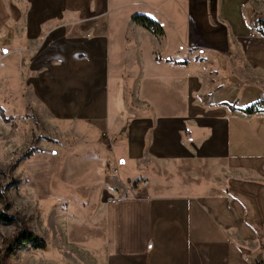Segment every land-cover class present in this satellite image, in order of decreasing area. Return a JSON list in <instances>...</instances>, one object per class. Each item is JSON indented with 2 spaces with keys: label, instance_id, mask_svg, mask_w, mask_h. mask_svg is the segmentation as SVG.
<instances>
[{
  "label": "crops",
  "instance_id": "crops-1",
  "mask_svg": "<svg viewBox=\"0 0 264 264\" xmlns=\"http://www.w3.org/2000/svg\"><path fill=\"white\" fill-rule=\"evenodd\" d=\"M208 1L0 0L8 46L0 60L17 54L36 103L65 131L77 128L83 184L117 193L106 192L96 208L109 264H240L247 250L241 226L231 228L233 219L246 220L247 207L230 197L259 187L254 175L246 178L241 144L236 149L246 90L223 82L222 69L212 76L205 69L229 60L226 28L234 26L222 13L211 24ZM246 9L243 22L253 24V3ZM135 15L162 33L137 25ZM195 27L207 33L205 43Z\"/></svg>",
  "mask_w": 264,
  "mask_h": 264
},
{
  "label": "rangeland",
  "instance_id": "rangeland-1",
  "mask_svg": "<svg viewBox=\"0 0 264 264\" xmlns=\"http://www.w3.org/2000/svg\"><path fill=\"white\" fill-rule=\"evenodd\" d=\"M252 3L256 19L264 18V0L250 3L247 0H214L215 14L212 0H209L208 10H205V14L212 17L209 18L211 24L213 15L221 22L219 14L222 13L227 14L228 21L232 20L234 25L226 28L229 60L227 57V60L210 62L212 69L209 62L205 63V69L209 76L213 75L214 68L222 69L226 77L223 82L241 85L246 90L240 100L244 108L264 100V28L254 23L256 20L253 24L243 22L247 19L244 17L246 8ZM178 15L188 20L187 13ZM195 31L198 39L201 38L198 41L205 43L207 33L196 27ZM231 32L240 39L239 45L233 41ZM7 48L2 46L0 39V56ZM200 52L202 57L214 54L206 50ZM232 54L240 55L244 61H235ZM16 55L0 60V195L4 200L0 202V211L12 218L9 224L0 222V264H109L111 260L108 261L105 254L104 223L96 208L102 204L106 192L117 193L94 181L88 188L83 184L84 162L82 151L77 149V128L65 131L66 127L55 122L36 103L26 86L29 72L17 67L20 64ZM246 118L247 125L241 128L236 149L241 144V159L247 164L246 178L254 175L259 187L249 185L246 197L238 188L234 193L231 191L230 197L247 207L246 220H239L238 224L233 219L231 228L241 226L240 239H245V243L240 247L247 245L240 264H264V113ZM231 142L234 144L233 138ZM27 152H30L28 158L25 157ZM237 154L232 153L230 159L238 161ZM91 175L97 176L90 173L89 177ZM112 176L118 178V175ZM64 177L69 181H62ZM119 187L125 191L124 187ZM242 212L240 218H243ZM230 216L225 212V217ZM23 228L43 239L46 248L32 249L28 244L14 243ZM83 230L92 233L87 240L80 234ZM225 239L233 243L237 238ZM8 248L12 251L7 253Z\"/></svg>",
  "mask_w": 264,
  "mask_h": 264
},
{
  "label": "trees",
  "instance_id": "trees-1",
  "mask_svg": "<svg viewBox=\"0 0 264 264\" xmlns=\"http://www.w3.org/2000/svg\"><path fill=\"white\" fill-rule=\"evenodd\" d=\"M132 21L135 22L137 25H140L141 27L145 28L146 30H149L151 33L159 35L162 33V29L158 26V24L148 18L144 15H135L132 17ZM261 28H264V18H258L254 22ZM264 36V35H263ZM231 109H233L232 106H229ZM243 114L247 116H255L258 114L264 113V100H258L245 108L240 110ZM2 118L4 121H7V118L4 117L2 114ZM25 157H30V152H27ZM4 201L3 197L0 195V202ZM7 206H5L6 208ZM12 218L8 217L3 211H0V222L3 224H9L11 223ZM14 243L19 244V246H23L24 244H28L32 249H45L46 244L45 241L41 238L35 237L30 232L26 231L24 228L20 232L17 239L14 240ZM8 251H12L10 248H8Z\"/></svg>",
  "mask_w": 264,
  "mask_h": 264
}]
</instances>
